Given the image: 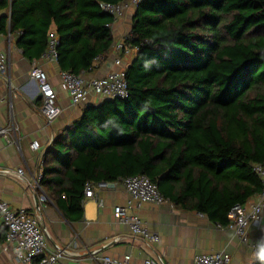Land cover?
I'll use <instances>...</instances> for the list:
<instances>
[{
    "label": "trees",
    "instance_id": "1",
    "mask_svg": "<svg viewBox=\"0 0 264 264\" xmlns=\"http://www.w3.org/2000/svg\"><path fill=\"white\" fill-rule=\"evenodd\" d=\"M120 1L2 0L0 28L32 61L54 25L60 67L86 75L114 44L100 3ZM124 41L128 95L84 108L46 150L41 184L68 197L74 218L87 182L146 174L177 205L228 224L264 191V0H141ZM259 242L253 264H264V232Z\"/></svg>",
    "mask_w": 264,
    "mask_h": 264
},
{
    "label": "crops",
    "instance_id": "2",
    "mask_svg": "<svg viewBox=\"0 0 264 264\" xmlns=\"http://www.w3.org/2000/svg\"><path fill=\"white\" fill-rule=\"evenodd\" d=\"M135 11L130 8L115 20L113 47L95 61L94 67L85 75L87 78L103 77L130 65L134 50L124 40L132 31ZM5 12L0 9V18ZM9 29L5 33L0 28V53L8 54V71L0 76V128L10 129L7 134H0V168L25 166L26 172L24 178L0 174V198L14 210L24 209L40 216L41 224L47 230L48 248L53 251L66 248L71 252L62 259L63 264H105L102 260L105 256L122 260L126 255H131L135 263L156 259L161 264H195L197 253L213 251L230 252V264H253L256 251L250 244L257 242L264 232V217L252 223L249 244H244L228 224L216 223L207 214L185 209L172 199L168 198L169 201L163 204L145 202L137 208L130 202L131 196L121 179L111 181L117 183L114 187L96 188L100 201L87 198L84 187L82 210L74 213V218L65 214L64 207H68L65 194L62 197L53 195L42 184L41 189L35 191L31 183L34 184V177L41 170L42 153L45 154L59 134L74 126L86 106L99 105L107 98L90 92L89 104H74L62 86L60 72L63 69L58 61L42 56L31 61L17 46V35ZM51 34L57 35L54 25L49 38ZM120 44L122 47H118ZM124 47L126 53L122 54ZM34 63L47 72L58 93L62 113L52 124H48L43 116V98L30 74ZM35 140L40 143L38 149L32 147ZM255 200L257 197L249 200L246 207ZM116 205L130 207L131 212L139 215L159 235V240L149 242L135 236L130 226L116 217ZM8 245L6 226L0 219V264H20L14 258L13 248L9 245V249H5Z\"/></svg>",
    "mask_w": 264,
    "mask_h": 264
},
{
    "label": "built area",
    "instance_id": "3",
    "mask_svg": "<svg viewBox=\"0 0 264 264\" xmlns=\"http://www.w3.org/2000/svg\"><path fill=\"white\" fill-rule=\"evenodd\" d=\"M141 0H122L118 3L101 2L100 6L104 12L111 14L117 20L130 8H135ZM59 39L51 34L48 48L42 55L47 60L58 61L57 46ZM118 47H122L120 44ZM119 61V60H118ZM8 71V54L0 53V76ZM31 77L36 81L39 93L43 98L42 113L48 124H52L62 113V107L58 103V93L49 81L47 72L34 63L31 67ZM60 80L64 90L69 94L74 104H89V94L94 92L105 98L115 96L126 97L128 95V84L126 74L123 70L110 71L103 77L87 78L83 74H76L71 71L62 70ZM9 127L0 128V134H7ZM15 141V139H13ZM12 140V141H13ZM32 147L38 149L40 143L35 140ZM45 164L44 153L40 157V172L34 177V184L31 186L35 191L41 189V179ZM254 170L261 176L264 182V166L255 165ZM26 167L17 169L0 168L1 175H14L24 178ZM125 191L130 194V202L137 208L145 202L163 204L168 200L159 190L157 184L146 174H136L121 179ZM116 182H99L95 185L89 182L85 185V196L87 198L98 199L96 188L102 190L116 186ZM45 200V195L41 196ZM100 201V200H99ZM246 207L243 204L234 205L229 213L228 227L237 235L240 243L249 244V229L253 222L260 221L264 217V191L257 196V200ZM114 212L117 218L128 224L135 236H139L149 242L159 240V235L153 232L146 222L139 215L131 212L130 207L116 205ZM0 219L4 221L7 228L6 240L13 248L14 258L20 264H63L62 259L70 252L66 248L50 250L47 246V230L40 221L37 213L27 210H14L6 200L0 198ZM8 245V246H9ZM257 251L260 242L250 244ZM6 246L5 249H8ZM105 264H161L156 259H145L142 263L132 261L131 255H126L122 260L105 256L102 258ZM232 254L228 251H213L197 253L195 264H230Z\"/></svg>",
    "mask_w": 264,
    "mask_h": 264
},
{
    "label": "rangeland",
    "instance_id": "4",
    "mask_svg": "<svg viewBox=\"0 0 264 264\" xmlns=\"http://www.w3.org/2000/svg\"><path fill=\"white\" fill-rule=\"evenodd\" d=\"M7 248L9 249V246Z\"/></svg>",
    "mask_w": 264,
    "mask_h": 264
},
{
    "label": "bare ground",
    "instance_id": "5",
    "mask_svg": "<svg viewBox=\"0 0 264 264\" xmlns=\"http://www.w3.org/2000/svg\"><path fill=\"white\" fill-rule=\"evenodd\" d=\"M253 252V251H252ZM252 258V257H251Z\"/></svg>",
    "mask_w": 264,
    "mask_h": 264
}]
</instances>
